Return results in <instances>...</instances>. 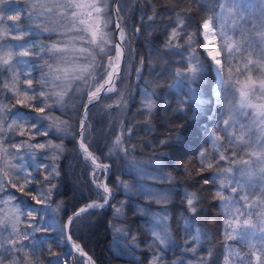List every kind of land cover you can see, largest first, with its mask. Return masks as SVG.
Segmentation results:
<instances>
[{
	"label": "snow or ice",
	"instance_id": "6c2138e0",
	"mask_svg": "<svg viewBox=\"0 0 264 264\" xmlns=\"http://www.w3.org/2000/svg\"><path fill=\"white\" fill-rule=\"evenodd\" d=\"M191 5L200 6L199 0H187V5L185 0H23L22 4L0 0V264H97L74 232L97 210L113 207L119 216L123 203H112L117 191L161 206L156 213L143 207L138 211L150 216L154 225L147 247L155 251L146 257L148 264H167L164 253L175 246L167 205L176 189L156 186L174 182L164 172L167 154L137 160L132 128L121 121L107 155L124 161L133 182L118 176L109 185L111 165L101 162L92 149L88 122L90 107L105 100L113 101L108 108L126 107L128 95L118 84L127 75L131 43L142 26L163 34V53L156 54L172 58L170 87L186 90L177 109L186 122L196 121L203 105L212 106L207 116L212 125L202 127L206 146L192 152L199 176L195 185L212 187L183 191L178 227L185 232L184 244L172 264H214V250L203 247L211 236L195 219L204 210L203 193L218 202L214 209L221 216L223 241L219 264H264V0H215L211 14L199 21L191 14ZM137 9L139 25L130 29L127 13ZM165 17L166 24L157 23ZM143 64L141 58L137 78ZM37 71L39 77L34 75ZM34 81L38 87H33ZM205 84L207 99L202 93ZM69 93H80L83 101L77 154L86 166L90 162L96 198L66 219L49 223L48 212L63 210L62 202L52 200L57 188L52 181L60 173L56 164H36V152L44 150L45 158L56 160L64 145L51 138L40 142L37 137L69 134L67 120L53 115L64 109ZM17 106L37 115L22 113ZM156 107V93L145 89L140 105L145 127ZM17 136L27 139L17 141ZM158 142L161 148L188 155L183 131H169ZM25 156L32 158V170ZM187 165L185 161L183 171L192 179ZM40 169L45 170L43 182L34 174ZM113 228L118 247L121 239L136 241L127 229ZM38 233L47 237L38 238ZM37 251H46L50 259L42 261Z\"/></svg>",
	"mask_w": 264,
	"mask_h": 264
},
{
	"label": "trees",
	"instance_id": "16d2710c",
	"mask_svg": "<svg viewBox=\"0 0 264 264\" xmlns=\"http://www.w3.org/2000/svg\"><path fill=\"white\" fill-rule=\"evenodd\" d=\"M127 2V0H126ZM143 3V0H139ZM23 3V0H20ZM215 0H199V5H191V14L197 21L202 16L210 15L214 8ZM187 5V0H185ZM131 7V5H129ZM138 9L135 14L133 12L127 13L128 25L132 29L134 26L139 25ZM151 14V13H149ZM168 22L165 17L162 21L157 23ZM163 34L158 30H153L147 27H141L140 33L132 41V55L129 59L127 68V74L129 76L130 93L128 94L127 105L124 107L125 111L119 114L117 109L108 108V104L112 101L105 100L104 103L98 104L94 107H90L88 112V122L90 123V138L92 140V149L101 162L109 163L108 184L114 185L116 178L119 176L122 179L133 182L131 175L124 172V161L117 160L115 157H109L107 155L108 146L113 139V135L119 131V125L121 121H125V127L132 128L131 143L136 145L135 156L137 160L147 162L150 157H161L163 154H167L162 163L165 166L164 172L170 173L174 178V182L171 184H157L159 188H173L176 189L173 200L167 205V211L171 217L170 226L172 236L175 240V246L168 249L165 254L171 257H179L181 254L180 246L184 244L185 232L178 227L181 222V212L184 210V205L181 204V196L185 189L189 191L202 190L203 187H212L211 185L202 186L195 185V180L199 179L196 175L194 163L195 157L192 152L197 148H203L204 137L202 134V127H211L212 121L207 119L210 114L209 104H205L201 107V110L197 113L196 121L186 122L184 115L177 111L180 100L186 99V90L171 88L170 85L173 82L172 69L175 68L174 64L170 65L171 57L168 54L164 56H158L156 53H163V46L161 43ZM27 40L37 39V37H26ZM143 58L144 64L140 77L137 78L136 69L140 67V60ZM34 59V58H32ZM36 77H39L40 73L37 71L34 73ZM127 76V75H126ZM125 76V77H126ZM137 79V81H136ZM137 82V83H135ZM38 83L34 81L33 87H38ZM147 89L149 92L156 93L157 107L153 111L151 118L148 120V127H145V116L140 114L141 105V92ZM202 93L204 97L208 98L209 85L205 84L202 87ZM82 100L80 94L68 97L65 101V107L63 110L59 108L53 113V115L60 117L62 120L66 119L69 127V134L67 135H55L50 133L49 137L40 136L37 140L45 142L48 139H52L53 143H63L64 149L59 158L52 160L51 158H45L46 153L44 150H39L36 154L35 163L58 166L59 176L52 182L57 185L54 191L52 200L56 203H63V210L58 213V220L63 217L66 219L68 215L84 206L86 203L95 200V186L92 183L93 176L90 174V162L86 166L82 160V156L77 154L76 137L78 133L79 118L82 113ZM20 112L27 113L30 116L35 117L37 114L30 108H20L17 106ZM191 115V113H188ZM180 124H184L185 128H179ZM169 131H183L188 141V147L186 149L188 155L184 156L178 154L174 149L167 147L161 148L159 146V139L168 135ZM18 141L27 139L26 137L17 138ZM127 139V137H126ZM27 165L30 170L33 169L32 163L28 158ZM185 161H188L187 167L192 171V179H188L185 176L183 169L185 168ZM44 169H40L34 174L38 175V178L43 182ZM209 173H206L208 175ZM150 183V182H146ZM193 185H195L193 187ZM14 191V190H13ZM20 196V193H17ZM25 201H29L28 197H22ZM123 202V217L121 220L116 219L115 211L113 207H106L102 210H97L90 220H86L83 225L78 229H75L74 235L77 240L82 243V246L87 252H89L97 261V264H148L146 257L152 254L147 247V244L151 242L152 237L149 233V225L147 218L140 214L139 208L151 209L152 212H157L161 206L146 202L141 196L133 194H125L123 191H117L113 200V204L118 205ZM218 202L211 199L209 193H203L204 209L198 214V223L202 226L203 230L207 231L211 240L206 242L203 247H211L214 250V264H219L220 255L222 249V239L219 236V221L221 216L217 214L214 209V205ZM41 207V206H37ZM56 204L52 205L55 209ZM187 214V213H186ZM191 215V214H187ZM48 215V219H49ZM215 221V222H213ZM113 225L117 227L125 228L129 231L131 236L136 237V241H133L130 237L123 239L126 243L138 242L140 247L132 249L135 259H128L117 256L112 248L111 244L114 236ZM38 238H46L47 234L38 233ZM46 245L43 246L46 249ZM55 247V245H53ZM58 251L60 249H57ZM63 251L67 252L65 247ZM180 251V252H179ZM37 256L41 257L42 261H47L50 257L46 251L43 253L37 251Z\"/></svg>",
	"mask_w": 264,
	"mask_h": 264
},
{
	"label": "rangeland",
	"instance_id": "374dc122",
	"mask_svg": "<svg viewBox=\"0 0 264 264\" xmlns=\"http://www.w3.org/2000/svg\"><path fill=\"white\" fill-rule=\"evenodd\" d=\"M37 39H38V38H37ZM13 43H18V42H13ZM128 78H129V76H128V74H127V76L124 78V82H123L122 84H118V87H119L121 90L125 91L127 95H128V94L130 93V91H131L130 86H129ZM78 94H80V93H76L75 95H78ZM143 94H144V92H141V98H142ZM75 95L72 94V93H69V96L65 97V101L67 100L68 97L75 96ZM80 95H81V94H80ZM102 95H103V94H102ZM110 95H114V94H110ZM110 101H112V100H110ZM110 103H113V101L110 102ZM112 108L117 109L118 112H119V114H122V112L125 111L124 107H116L115 104H113V107H112ZM15 111H16V109H13V112H15ZM82 112H83V110H82ZM82 114H83V113H82ZM82 114H81V116H82ZM47 123H49V122H45V124H47ZM61 126H63V125H61ZM78 127H79V123H78ZM78 129H79V128H78ZM52 134H55V133H52ZM55 135H56V134H55ZM17 138H19V136L16 137V140L18 141ZM76 146H77V149H78V145H76ZM13 151H14V150H13ZM33 151H35V150H33ZM37 152H38V151H37ZM37 155H39V154H36V156H37ZM26 158H28L29 162L32 163V165H33V167H34V164H33V160H32V158H31L30 156H25V162H27ZM26 165H27V163H26ZM27 166H28V165H27ZM124 172H125L126 174H128V175H131V176L133 175V174H129L126 168H125ZM98 175H99V173H98ZM112 202H113V201H112ZM122 203H123V202H121L120 204H122ZM120 204H118V205H120ZM123 204H124V203H123ZM139 213H140V212H139ZM153 213H156V212H153ZM140 214H141V213H140ZM48 215L50 216L49 219H48L49 223H52L53 221H58V218H55L56 216H58V213L53 214L52 212H48ZM142 215H143V214H142ZM115 216H116V219H119V220L122 219V217H123V207H122L121 210H120V215L117 216V214L115 213ZM144 216H145V217L147 218V220H148L149 233H150V228L154 226L153 223H152V219H151V217L148 216V215H144ZM57 226H58V225H57ZM115 235H116V234H115V232H114V236H115ZM114 236H113V241H112V244H111V248H112L113 252H114L117 256H119V257L128 258V259H135V257H134V253H133L132 249H129L128 247H125V245L130 246V245H132L133 243H132V242L126 243L123 239H121V240H120V246L118 247L117 244H116V242H115ZM152 251H155V249H152ZM166 251H168V250H166ZM166 251H165V252H166ZM179 252H180V251H179ZM164 255H165V259H166L167 264H172V261H173L174 259L178 258V257L173 258V257H171L170 255L167 256L165 253H164ZM180 255H181V254H180Z\"/></svg>",
	"mask_w": 264,
	"mask_h": 264
},
{
	"label": "water",
	"instance_id": "95a60500",
	"mask_svg": "<svg viewBox=\"0 0 264 264\" xmlns=\"http://www.w3.org/2000/svg\"><path fill=\"white\" fill-rule=\"evenodd\" d=\"M136 81H137V79H136ZM135 83H137V82H135ZM82 113H83V112H82ZM82 113H81V114H82ZM78 134H79V130H78L77 136H78ZM76 143H77V140H76ZM77 145H78V144H77Z\"/></svg>",
	"mask_w": 264,
	"mask_h": 264
}]
</instances>
